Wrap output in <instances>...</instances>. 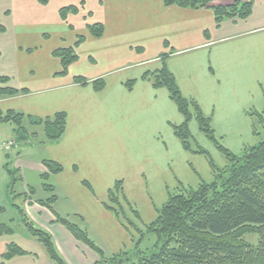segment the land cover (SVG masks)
Wrapping results in <instances>:
<instances>
[{"label": "crops", "instance_id": "obj_1", "mask_svg": "<svg viewBox=\"0 0 264 264\" xmlns=\"http://www.w3.org/2000/svg\"><path fill=\"white\" fill-rule=\"evenodd\" d=\"M237 1L212 0L211 6ZM251 1L249 18L227 19L218 27L213 9L167 7L164 0H49L47 4L0 0L4 29L0 86L4 78L9 80L6 86L27 92L1 99L0 113L40 119L67 115L65 134L58 143L18 142L12 152L0 153L6 157L5 165L11 163L17 170L24 188L22 195L13 196L14 204L22 206L29 218L42 220L40 228L52 236L67 264H95L99 257L39 203L44 201L37 198L33 185L44 198L51 197L43 188V175L48 173L44 161L64 169L50 174L46 182L57 197L54 212L87 230L107 256L133 246L123 224L106 208L117 182H123L125 196L140 216L136 223L142 227L155 221L171 192L195 189L201 184L199 178L213 181L208 160L187 152L175 135L174 128L185 119L168 90L155 88L144 78L163 68L158 56L166 55L165 65L183 96L196 101L212 119L216 134L243 141L237 152L255 146L250 113L264 112V0ZM71 8L75 11L61 14ZM97 25L104 28L100 38L89 29ZM80 38L83 41L77 45ZM58 49H74L78 57L65 75L54 56ZM150 61L157 62L153 70L145 67ZM79 77L89 85L77 84ZM100 79L105 87L97 91L92 83ZM132 81L130 90L127 84ZM192 123L189 129L195 141ZM1 125L10 126V131L0 140H15L14 125ZM30 130L43 134L42 128ZM175 152L184 159L179 161ZM12 243L27 255L6 264H53L41 245L17 234L0 237V264Z\"/></svg>", "mask_w": 264, "mask_h": 264}, {"label": "trees", "instance_id": "obj_2", "mask_svg": "<svg viewBox=\"0 0 264 264\" xmlns=\"http://www.w3.org/2000/svg\"><path fill=\"white\" fill-rule=\"evenodd\" d=\"M38 1L47 4L49 0ZM241 1L225 7L211 6L212 0H164V3L167 7L211 8L219 27L227 19H247L251 16L252 1L244 0L245 3ZM71 11L75 10L65 9L61 14L64 16L66 12ZM89 29L96 38L104 34L102 26H91ZM3 31L0 26V32ZM82 41L83 38H80L77 45ZM54 56L61 61L63 69L61 75L67 74L68 68L78 60L74 49H58ZM165 59L166 57L162 58L163 68L160 71L146 74L144 78L149 79L155 88L168 90L171 100L185 119L182 126L174 128L175 135L187 152L202 155L208 160L214 174L213 181L202 182L195 189H181L170 194L167 203L157 210L155 221L143 227L136 223L140 222V216L129 204L123 182H117L109 193L110 205L106 208L117 218L122 219L126 229H132L137 236H133L131 251L113 256H107L89 236L87 230L54 212L53 206L57 202V197L54 188L46 182L50 174L57 175L64 170L55 162L44 161L48 173L43 175L45 181L43 188L51 193V197L39 203L53 213L56 223L63 225L77 241L98 255L99 261L95 264H264V112L250 113L254 135L262 138L261 141L246 148L241 155L234 154L217 137L212 119L205 116L196 101L183 96L176 78L165 65ZM75 82L83 86L90 83L81 77L75 78ZM8 84V79H1L0 100L27 93L6 86ZM92 84L97 91L105 87L103 79ZM134 84L132 81L127 86L131 90ZM192 121L198 124L200 132L226 159L227 164L224 168H219L210 154L195 143L189 129ZM0 124L14 125L15 140L21 144L36 143L46 146L58 143L62 139L66 130L67 115L59 113L51 118L40 119L11 111L4 117L0 113ZM33 127L42 128V136L32 132L30 128ZM5 169L15 180L18 172L12 169L11 163H7ZM30 193L34 195V190L31 189ZM13 207L28 233L43 246L52 263L67 264L58 253L52 236L35 227L22 206L13 204ZM5 213L6 208L0 206V216ZM14 234L16 230L13 223L0 224V237ZM249 237L253 238V241L249 240ZM149 238H153L149 240V244L152 245L144 247ZM25 255L27 252L18 245L9 244L3 255L2 264H6L14 257Z\"/></svg>", "mask_w": 264, "mask_h": 264}, {"label": "rangeland", "instance_id": "obj_3", "mask_svg": "<svg viewBox=\"0 0 264 264\" xmlns=\"http://www.w3.org/2000/svg\"><path fill=\"white\" fill-rule=\"evenodd\" d=\"M235 4V3H234ZM158 57H161V58H164L166 57L165 54L161 55V56H158ZM157 66V62L156 61H150V63L146 64L145 67H150L151 70L154 69V67ZM191 125V124H190ZM195 125V127H194ZM192 128H193V131H194V139L195 141H197L199 143V145H201L202 147L206 148L212 155V158L215 159L216 163L223 167L224 164L226 165L227 164V161L226 159L223 157V155L216 149V147L214 146V144L208 140L199 130V127H198V124L193 121L192 123ZM261 131H262V126L260 127ZM10 131V126H5V125H1L0 126V139H2L3 137L7 136V134L9 133ZM217 137L222 141V143L228 148L230 149L234 154L236 153L237 155H241L243 153V150H241L240 152H237L239 151V148L237 146H240L243 141H238L236 140L237 137H233L232 135H229V139L230 140H225L224 138H222L221 136H219L218 134H216ZM163 140L165 138L164 135H161L160 136ZM247 137V136H245ZM262 138H257L255 135L254 137L252 136V140H253V143L252 145H257L260 141H261ZM0 142H2L0 140ZM194 143V142H193ZM249 141L245 142V144H247V146H250L248 145ZM195 147V145H194ZM236 147L238 148L236 151ZM178 152V150L176 151ZM175 152V155L176 157L179 159V161H182L184 159L183 155L182 154H179V153H176ZM191 154H194V153H191ZM124 157L125 155H123V160H124ZM204 157V156H203ZM205 158V157H204ZM206 159V158H205ZM207 160V159H206ZM5 162H6V157L0 153V206L1 207H4L6 208V213L3 214L2 216H0V224H10V223H13V227L14 229L16 230V234L19 235L20 237L24 238V239H29V240H33L35 241L37 244L41 245L37 239L33 238L29 233L28 231L26 230V228L24 227L23 223L21 222V219L17 213V211L15 210V208L13 207V204H14V199H13V196L14 195H22L24 193V188H23V185L17 180V177L15 178L14 180V177L10 176L8 174V172L6 171L5 169ZM224 164H223V163ZM123 168H124V163H122V161L119 162V174L122 173L123 171ZM208 168V167H206ZM14 170H16L15 168H12ZM199 184L202 183V179L199 178ZM34 189H36L37 191V198L40 199V200H43V201H47L46 198H44V195L42 194V192L40 191L39 187L33 185ZM176 192V191H175ZM175 192H171L172 194L175 193ZM169 197V196H168ZM18 204V203H17ZM21 205V204H20ZM32 217V216H31ZM29 218L31 220V222L34 224L35 227L39 228V229H42L40 228V225H41V221L42 220H36V218ZM117 218V217H116ZM121 224H123V226L125 227L124 225V222L122 219H119L117 218ZM134 220V218H133ZM13 221V222H12ZM143 227V226H142ZM126 229V227H125ZM127 232L129 233V235L131 236V240H132V244H133V236H137L136 234H134L133 230L130 229H126ZM249 240H252L253 241V238L249 237L248 238ZM149 240H153V238H149L145 244H144V247H148L150 245H152L151 243L149 244ZM148 245V246H147ZM42 246V245H41ZM84 246V245H82ZM43 247V246H42ZM86 247V246H85ZM87 248V247H86ZM133 248V246L131 248H129L128 250H124L125 252L127 251H131ZM44 249V248H43ZM88 249V248H87ZM89 251H91L90 249H88ZM92 252V251H91ZM94 254V253H93Z\"/></svg>", "mask_w": 264, "mask_h": 264}, {"label": "built area", "instance_id": "obj_4", "mask_svg": "<svg viewBox=\"0 0 264 264\" xmlns=\"http://www.w3.org/2000/svg\"><path fill=\"white\" fill-rule=\"evenodd\" d=\"M18 142L14 139L0 142V152L10 153L14 149L18 148Z\"/></svg>", "mask_w": 264, "mask_h": 264}]
</instances>
